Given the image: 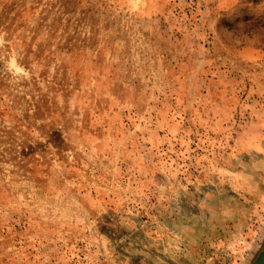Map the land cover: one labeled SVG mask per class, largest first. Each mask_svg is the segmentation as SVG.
<instances>
[{"label": "rangeland", "instance_id": "1", "mask_svg": "<svg viewBox=\"0 0 264 264\" xmlns=\"http://www.w3.org/2000/svg\"><path fill=\"white\" fill-rule=\"evenodd\" d=\"M23 50L53 52L29 59L61 145L36 127L0 145V264L255 261L264 0H0V82L30 79Z\"/></svg>", "mask_w": 264, "mask_h": 264}, {"label": "trees", "instance_id": "2", "mask_svg": "<svg viewBox=\"0 0 264 264\" xmlns=\"http://www.w3.org/2000/svg\"><path fill=\"white\" fill-rule=\"evenodd\" d=\"M42 51L38 50L37 52H30L29 54L27 50H23L21 53L22 59L24 60V67L27 68L31 74L30 79L22 78L20 80L15 79L14 81L13 78L11 80V78L6 77V79L5 76L8 75H5L1 78L2 81L0 82V91L4 90L13 93V91L18 89L20 86L26 87L28 89L27 91H29V93L25 91L21 97H18L17 94H14L12 98L7 99V101H9L8 105H5V107L3 108L0 107V116H4V113H7L10 108H13L15 111L17 109L16 106H21L23 102L27 103L25 108L21 110L19 117L9 115L10 117H12L9 121V124H0V145H5L7 147L6 149L2 150L1 156H5L7 154L11 155L10 151L12 150V148H14L15 146L25 147V145L30 142V140L26 138H24L20 142H17V134L26 133L21 130V127L29 130H31L33 127H36L42 133L44 130V133L49 135L48 138L52 139L51 142L54 143L55 148H59V146L61 145L60 140L58 138H54L53 136L55 134L52 133L54 130V124L58 122L57 119L53 121L48 120L45 123L36 124L40 116H44L47 114H50L51 116L56 111L53 108V104H49L46 93L40 90L39 79L35 77L31 72V62L29 59L31 53L34 56L35 60H39L41 65L44 67H47L50 60L55 59L53 56V52H50L52 54V57H42ZM61 70L66 71V69H64V66L61 68ZM44 80L46 88L52 90L55 89V91H63V78L60 77L58 82L55 80H46L45 78ZM55 142L58 145H56ZM20 154L21 156H19L18 161L20 164H23V162L27 160V157L29 155H27L25 152H21ZM29 157H31V155Z\"/></svg>", "mask_w": 264, "mask_h": 264}, {"label": "water", "instance_id": "3", "mask_svg": "<svg viewBox=\"0 0 264 264\" xmlns=\"http://www.w3.org/2000/svg\"><path fill=\"white\" fill-rule=\"evenodd\" d=\"M252 264H264V249H262Z\"/></svg>", "mask_w": 264, "mask_h": 264}]
</instances>
